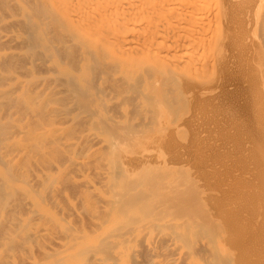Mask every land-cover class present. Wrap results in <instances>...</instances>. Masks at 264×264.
Masks as SVG:
<instances>
[{"label":"rangeland","instance_id":"rangeland-1","mask_svg":"<svg viewBox=\"0 0 264 264\" xmlns=\"http://www.w3.org/2000/svg\"><path fill=\"white\" fill-rule=\"evenodd\" d=\"M152 1L154 2L152 3ZM156 1L160 2L157 3ZM156 1L148 0V3H151H147V6H144L146 7L144 8L145 13L143 10H141L142 13L139 10L140 13L138 12L137 16L135 15L137 19L136 38L142 39L140 40L142 43L144 39H147V33H150L151 29V32L154 31L153 38L157 37L154 39L156 42H152V48L149 47L151 52L145 53V56L143 54L136 56L131 52L129 54L128 51L133 48L136 49L138 45L139 48H137L142 49L140 47L142 44L137 39V42L134 40L133 43V40L128 36V39L130 38L131 40L127 44L128 47L127 45L120 46V78H117L119 73L115 69V72H113V69L110 68L109 70H112L107 71V74H95L96 79L94 74H92L95 71H91L94 70L92 67L93 62H90L85 70H81L78 64H74L71 71L75 74L77 73L76 81H80L78 83L82 85L83 89L77 90L79 89L78 86V88L76 87L77 89H65L66 87L61 85L63 83L60 81V75V78H57L58 74L56 73L54 77L56 76L55 78L59 80L57 81L58 84L54 83L57 86L51 83V86H47L51 88V91L44 90L42 91L43 95L41 91L39 92L41 94L39 99L42 97L41 101L45 98L46 93L47 95L52 94L50 95L51 97L47 96L50 100L45 98L44 103L46 102L47 105L55 107L56 111L51 117L47 116V120H43L45 126L43 125L38 130L39 133H43V135L41 134L43 139L41 138L35 147L30 144L31 151H33L31 153L33 154L28 157L37 161L42 157L40 162L44 163L46 168L45 173L47 175L43 177L42 182H38L39 184H37L31 174V172L38 171L37 167L34 166V161L30 159L31 163L26 161L28 159H20L16 162L8 161L10 152L16 149V147L11 146L14 138L18 137L15 140H22L27 145V140L29 139L23 138V131L28 125L32 128L36 124H34L30 116L25 115L24 109H21L20 113L16 111L17 113L13 117L11 116L12 122L10 120L5 122L3 118H5L6 112L5 105L7 103L5 104L6 99L4 100L6 97L0 99L2 101L0 102V116L5 125H7V133L3 134L5 137L1 134L3 137L1 139H4V142L2 140L0 142V156L2 155L0 157V169L9 175L8 183H4L9 185L12 182V186H14L13 192H7L0 181V264H25L22 258L29 259L31 261L30 264H53L54 262V264H95L97 260L95 261L94 258L98 259V256L93 255L94 258H92L93 256L91 255L95 253H91L93 252L91 249L98 251L95 249V247L97 248L96 245L100 244L99 242L97 243V238L98 241L102 240V237L108 234L107 232L113 231L118 225L122 226L128 223L126 220L129 221L130 219L127 218H132L129 212L125 213L122 211V214L120 211V216L116 213L117 217H114V222H112L115 224L116 221L117 224V221H119V224L117 226L115 224L116 227L111 225L112 228H110L112 220L108 221L109 217H106V220L104 214L99 211L97 215L100 214L98 215L99 217L103 215V219H105L104 221L101 217V223L102 221L107 222L102 226L104 228L107 226V228L98 229L96 233L91 231L92 227L89 228L90 225H87L88 221L86 220H88L89 211L86 209L84 198H82L85 193L77 189L74 184L71 185L73 174L70 171H68L69 174L67 173L72 163L70 158L73 155L67 157L71 154V151L73 153L76 150L73 154L77 153L75 157L81 160L82 157L83 160H87V157H92V159L95 157L87 156L90 152L86 151L87 146L84 148L85 144L82 143L85 142L83 140L87 137L86 131L91 134L100 131L99 134L103 137L105 136L103 139H105L106 146L110 145L108 149L102 150L103 152L100 151V153L102 152L99 154L100 158L98 156L99 159H96L97 163H95L100 165L107 162L109 164L110 162L112 166L116 164L118 166L120 162V170L122 171H120V174L124 173L123 177L121 176L122 174L120 175V179L131 180L132 178H137L139 174L143 175L145 172L151 175L155 171L162 172L161 168H163L164 172H167L168 180H178V182L180 181L188 188V183H190V186L192 185L191 191L193 190V193L196 191L197 197H199L197 206L191 212L180 214L182 215L181 217L179 214L170 212L167 218L169 217V220H172L171 222L176 218L174 223L178 222V226L181 224L179 227L183 226L185 229H183V232L187 231L185 232L187 234L190 230L192 233L191 236L189 232V237L184 234L183 239L185 237L189 239L185 238L186 242L182 240V244L186 245V248L183 246L186 249V254L191 252L192 246V253L194 254L190 253V255H194L193 260L196 259L194 263L264 264V4L259 7V0ZM187 13L188 15H184ZM189 14H193V16ZM120 16L123 18L122 14ZM142 19L143 21H140ZM179 25H181L180 28L183 30L178 28ZM173 28L178 29L176 33L180 30L178 34L181 36L176 35V38L183 43L182 48L177 49L174 47L176 50L173 48L174 45H171L173 41L170 35ZM181 32L185 36L184 39L187 37L185 44L184 39L179 40L183 36ZM27 47L25 45L13 48L10 45L0 43V57L3 59L9 50L16 53L21 52V55H24L29 50L33 52ZM262 53L263 55H261ZM174 55L180 57L176 58ZM160 56L161 58L166 56V60L168 59L170 63L166 62L165 58L163 59L165 62L161 61ZM134 59H136L135 62ZM159 59L160 62H158ZM180 59L182 62L185 60L187 64L184 63L187 66L181 64L182 62L179 65ZM171 63L173 64L171 65ZM189 63L190 65L193 64L192 67L194 68ZM25 64L22 57L0 61V70L5 71L7 74L10 73L0 78V90L5 89L8 84H13V88L16 87V81L13 78L15 76L23 82H28L33 77L42 78L49 76V74L38 69L34 70V74L27 73L26 68H24L26 67ZM169 64L171 65L170 68L167 66ZM174 64L176 65L173 66ZM76 65L77 67H75ZM197 67L199 70H197ZM74 69L75 71H73ZM155 69L160 70L158 72ZM92 75L93 80L91 78ZM160 75L164 77L162 79L163 83L160 80ZM118 79L121 83L116 81ZM158 80L160 83L155 84ZM147 81H149L148 84H153H145ZM154 84L157 86L153 87ZM140 85L143 88L147 87L145 88L146 90ZM25 89L22 88L21 91V88H17L12 91V96H9L11 98L25 97L27 93ZM58 90L64 91L59 92ZM146 93L149 97L146 96ZM33 95L35 98L38 96L36 93H32L31 96ZM115 103L120 104L119 112ZM87 114L88 117L86 116ZM152 114L153 117L151 116ZM109 117L120 120V122L118 121L120 127L116 124L118 133L115 130L111 131L110 126L107 128L105 125V121ZM22 127L24 130H21ZM55 131L57 132L55 133ZM120 131H124V133ZM52 135H58V138L56 136L57 141L62 138L59 140L60 142L58 141L61 146L53 150L51 147L52 142L49 141ZM80 136H84V138L81 137L82 142L79 141V144H76L77 138ZM117 136L120 137L119 144L115 140L117 139L119 142ZM72 142L73 145H69ZM61 143H65V145L67 143L69 146L66 145V148ZM80 144L82 145L79 146ZM115 144L120 145V147L118 148V145L116 146ZM73 146L77 147L74 149ZM110 146L111 148L109 149ZM113 147H117V149ZM43 148H47V151ZM49 148L51 152L48 151ZM37 150H44L48 154L45 158L37 155L34 159V154H36L34 152ZM3 153L5 156L8 155V158H3ZM18 162H21L20 166ZM32 162H34V165H32ZM49 164H57L58 168ZM21 168L24 171L26 169V171L29 170V172H25L28 175H25L24 178L21 175L18 177L17 169L19 171ZM29 175L34 181L31 180ZM172 175L174 176L172 177ZM135 190L134 192L137 193ZM75 191H77V194ZM120 192L121 197L122 193L125 192L122 187ZM129 192H133V189ZM134 192L132 195H134ZM82 203L84 206H82ZM33 205L35 206L33 207ZM75 210L78 211V216ZM86 211L87 213H85ZM195 211L196 213L193 214L192 212ZM78 213H84V217ZM124 213L130 217L125 216ZM183 219L187 221L185 222ZM23 224L25 225L23 226ZM25 228H28V230ZM108 228H110L109 231H106ZM37 231H41L43 234H50L51 237L54 234V236L60 234L62 231L61 234L63 236L67 237L69 234L70 237L68 236V243L66 244V237L63 238L62 236L61 238L64 239V242L61 243L62 247L61 245L59 247L54 245L55 243L49 242L51 240L49 238V240H35L32 234ZM50 232H53V235ZM72 233H74L73 236L77 234L78 239L75 242L74 239L77 237L74 236L75 238H73L71 236ZM61 234L58 238H60ZM71 238L73 239L74 247L70 243L72 241L70 240ZM24 240L27 244L23 242ZM188 240L195 241L190 242L189 245L187 244ZM93 241L94 243L96 242L95 245ZM19 242H21L20 245ZM64 243L66 246H63L65 245ZM17 244L27 249L24 247H22L24 249H20ZM70 244L71 248L68 246ZM67 247H69V250H67ZM64 249L65 252H63ZM124 252H128L126 244L120 246V264H127L129 261V258L125 256L128 253L125 254ZM15 256L18 257L16 258ZM122 256L126 258L125 261H122L124 260ZM100 259L101 255H99Z\"/></svg>","mask_w":264,"mask_h":264},{"label":"bare ground","instance_id":"bare-ground-1","mask_svg":"<svg viewBox=\"0 0 264 264\" xmlns=\"http://www.w3.org/2000/svg\"><path fill=\"white\" fill-rule=\"evenodd\" d=\"M162 1H161V4H162ZM153 2L154 1H152V3ZM158 2H160V1H158ZM191 2H192V0H191ZM147 3H148V0H0V43L5 44V45L7 44L8 46L10 45L13 48H17L20 46L27 45L28 46L27 48L33 50V52H31L30 50L27 51L26 53H24V55H21L20 54L21 52L16 53L15 51L9 50L8 53H6V55H4L5 57H3V59L0 57V61L4 60V59H6V60L12 59L14 57H22V59L26 63L25 64L26 67H24V68H26L25 70L27 73L29 72L30 74H34V70L38 69L44 73L49 74V76L42 77V78L41 77L40 78L33 77V79L28 81V82L20 81L17 78V76H15L13 78L16 81L15 82V84L17 85L16 87L13 88L12 87L13 84H8L5 89L0 90V96H1L0 99H2V97H6V98H4V100L6 99L5 104L7 103V105H5L6 112L4 111L5 109L3 110L5 112V115H4L5 118H3L4 116L2 117L5 120V122L8 120L11 121V116L13 117V115H15L21 109H24L25 111L24 110L23 111L26 112L25 115L27 114V116H30V118L33 120L34 124H36L32 128H30V125H28L25 128V130L23 129V127L21 128V130H24L23 131L24 133L22 132L24 136L21 133H19V134H21L24 139H26V138L29 139V140H27L28 141L27 145H26V143L24 144L22 140H20V141L15 140V138H18V137H15L13 143L11 142L12 145H11V143H10V145L12 147H16V149L14 151L10 152L9 156L6 154L9 158L7 156H5L3 153V155H4L3 158L5 157V159H6V157H7L8 161H15V162L20 160V159L21 160L22 159H25V160L28 159L26 161L27 162L29 161L30 163H31V161H34L35 165H34V162H32L33 163L32 165L36 166L38 171H36L34 173L31 172V174L33 175L34 180L37 181V184L42 182V180L44 179L43 177L45 175H47L45 173L46 172V168L44 167L45 165H44V163L40 162V160L42 159L41 156H43L45 158V156L48 153L46 154L47 148L46 149L43 148L46 151L37 150L36 152H34V153H36V154H34V159H35V156L37 157V155H38V157H41V159L39 161L32 160L33 159L32 156H31L32 159H30V157H28L29 155L33 154V153H31L33 151H31L32 149L30 148V146L34 145V147H35L36 143L39 142V140L43 137L42 136L43 133L38 132V130L40 128H42L43 125L45 126L43 120L44 119L47 120V118H46L47 116L51 117L54 113H56L55 107L47 105L46 102L44 103V100H46L45 98H47L48 95L50 96L52 94L47 95V93H46L45 98L41 101L40 99H42V97L40 99H39V97L43 93L42 91L50 90L51 88L47 87V86H51V83H53V85L57 86V84H58L57 81L59 80V79L57 80V78H60V77H61L60 81H61V83H63L61 85H64L66 87L65 89H70V88L72 89V88H76L77 86L79 87V89H77L78 87L76 88L77 90H80V88L83 89L82 85L78 83L80 81H78V82L76 81V74L77 73L75 74L74 72L71 71L73 69L72 67L74 66V64H78V67L81 68V70H85L86 66L90 62H93L94 66L92 65V67L94 70H91V71H95L94 73H92V74H94V77L96 76L95 74H102V73L107 74V71L109 72L112 69H113V72H115L114 71V69H115L116 72L119 73V76H117V78H120V76H121L120 75V59H121L120 58V46L122 47V45L123 46L127 45L130 38L133 40V43H134V40H136V39L141 43L140 40H142V39L136 38V36H135V31H136V26H137L136 25L137 19H136L135 15L138 12L140 13L141 10L144 11L145 10L144 8H146L144 6H147ZM149 3H151V2H149ZM258 3H259V5H258L259 7H262L264 4L263 0H259ZM171 4H172V2H171ZM173 7H174V4H173ZM141 13H142V11H141ZM144 13H145V11H144ZM144 13H143V15H144ZM192 13H193V11H192ZM120 14H122L123 18H121ZM184 15H188V13L184 14ZM189 15L193 16V14H189ZM144 17H145V15H144ZM186 18H187V16H186ZM192 18H195V17H192ZM172 19L174 20L173 17H172ZM140 21H143V19ZM174 21H176V20H174ZM179 21H181V20H179ZM192 22H193V20H192ZM191 25H193V24H191ZM263 25H264V21H263ZM186 26H187V24H186ZM180 27H181V25H179L178 28H180ZM189 28H190V26H189ZM181 29L182 28H180V30ZM180 30L178 33H180ZM177 31H178V29L173 28V31H172L173 35L171 34L170 36H172V38L171 37L170 38L173 41L171 44V45H174L173 48L176 47L177 49H179L183 45V43L181 41L177 40L176 35L181 36L178 33H176ZM149 32L150 33H147L148 34L146 37L147 39L143 38L144 41L141 43L142 46H140V47H142V49H138L139 48V45H138L137 46L138 48L136 47V49L131 48L132 50L128 51L129 54L132 53L133 55H136V56H141L142 54L144 55L145 53L148 54L147 52L150 51L149 47L152 48V46H151L152 42L155 43L156 41H154V39L157 38V37L153 38V34H154L153 32L154 31L151 32V29H150ZM157 34H158V32H157ZM181 34H182V32H181ZM155 35H156V33H155ZM128 36L130 37L129 39H128ZM142 37H145V36H142ZM184 37L185 36L183 35L182 37H180V39L178 37V39L183 40ZM185 39H184V44H185ZM137 40H136V42H137ZM139 42H138V44H139ZM133 43L131 42L132 45H133ZM127 47H128V45H127ZM129 47H131V46H129ZM176 48H174V49L176 50ZM258 48H259V46H258ZM174 52H176V51H174ZM181 52H182V50H181ZM177 55H179V54H177ZM261 55H263V53ZM175 56L176 55H174V57ZM165 57L166 56H164V58ZM178 57H180V56H176V58H178ZM183 57H185V56L183 55ZM263 57H262V59H263ZM160 58H161V56H160ZM164 58H161L162 59L161 61H164L163 60ZM167 58H169V57H167ZM135 60L136 59H134V62H135ZM165 60H166V58H165ZM167 61L169 62L168 59L166 60V62ZM158 62H160V59ZM181 62H182V60L180 62H178V64ZM184 62H185V60L181 64L184 65L186 63V62L185 63ZM174 63H176V62H174ZM191 63H192V61H191ZM172 64L173 63H171V65ZM181 64H179V65H181ZM171 65L169 64L167 66H169V68H170ZM175 65L176 64H174L173 66H175ZM189 65H190V63H189ZM190 66L192 67L193 64H191ZM75 67H77V65ZM110 68H112V69L109 70ZM192 68H194V67H192ZM75 69L73 71H75ZM155 70H153V71H155ZM159 70H156V71L159 72ZM197 70H199L198 67H197ZM56 73L58 74L57 78H55L56 76L54 77V75ZM9 74H7L5 71L0 70V78H3ZM59 75H60V77H59ZM51 76H53V77H51ZM193 76H194V74H193ZM263 76H264V72H263ZM122 77H124V76H122ZM143 77H145V76H143ZM160 77H161V75H160ZM91 78L93 80V75ZM163 78L164 77L162 76L160 79L162 83H163V81H162ZM116 81L119 82L120 80L118 79ZM158 81L155 84H159L160 81L159 82ZM54 82L57 84H55ZM148 82L149 81H147L145 84H148ZM119 83H121V82H119ZM149 84H151V83H149ZM155 84L153 85V87L157 86ZM85 85H86V83H85ZM112 85H113V83H112ZM17 88H21V91H22V88H26L25 91L27 93L25 94V97L24 96L22 98H19V97L14 98L13 97L14 99L10 97V96H12L11 95L12 91L17 89ZM145 88H147V87H145ZM145 88H143V89H145ZM64 90H60V91L62 92ZM119 90H120V88H119ZM40 91H41V94L39 93ZM149 91H150V88H149ZM32 93H36V95H38L37 96L38 98L37 97L35 98L34 95L31 96ZM48 93H50V92H48ZM92 94H94V93H92ZM138 95H136V96H138ZM146 96L149 97L148 94ZM27 97L31 98V99H28ZM130 97L132 98V96H130ZM128 98H129V96H128ZM133 98H134V96H133ZM48 99H49V97L47 98V100ZM52 100H53V98H52ZM93 101H95V100H93ZM0 102H2V101H0ZM115 104H116L115 106L118 107L117 108V110H118L120 104H118V103H115ZM50 105H51V103H50ZM86 105L88 106V104H86ZM139 111H140V109H139ZM118 112H119V110H118ZM117 114H120V113H117ZM21 115H22V113H21ZM86 116L88 117V114ZM102 116H104V115H102ZM151 116L153 117V114ZM104 117H102V119H104ZM24 118H27V117H24ZM3 119H1V116H0V142L2 140L1 137L3 136V134L7 130V125H5V122L2 121ZM142 119H144L146 121L145 118L142 117ZM147 119H149V118H147ZM1 121L4 123H2ZM118 121L120 122V120H118L117 118L109 117L106 119L105 125L107 126V128H109V126H110L111 131H113V130L116 131L118 129L117 125L118 126L120 125V124H118ZM27 124H28V122H27ZM31 124H33V123H31ZM10 126H11V124H10ZM80 127L82 128V126H80ZM102 127H104V126L102 125ZM87 129H89V128H87ZM56 132L57 131H55V133ZM88 132L86 131L87 137L85 134L86 138L84 140L82 139L85 142L81 141V137L84 138V136H80L79 137L80 139L77 138L78 137L77 136L76 138L78 139L77 140L78 142L76 141V144H79V141L84 143L85 144L84 148H86V146H87L86 151L90 152L87 156H89V155H90L89 157L95 156L94 159H92V157L91 158L87 157V160H83V157H82V160H81L80 158L75 157L77 155V153L73 154L76 152V150L73 153L71 151V154H69L67 156V157H71L73 155L70 158L72 163L70 164V167L67 170V173H68V171H70V173L73 174L72 180L70 179L72 181V183L71 182L70 183H71V185L74 184L77 189H80V191H83V193H85V196L83 195L84 197H82V198H84L83 201H85V203H86L85 204L86 209H88V211H89L88 216H87L88 220H86V221H88L87 225H90L89 228L92 227L91 228L92 232L93 231L96 232L98 229L103 230V229L107 228V226H105V228H104V226H102V225H105L104 223H107V222L102 221V223H101V220H100L101 217H102V219L104 216H105V219H106V217L107 218L109 217L108 221L110 219L112 220L110 222L111 224L108 222L110 224V228H112L113 225H114V227H116L119 224L118 223L119 221H117V224L115 221L116 226L114 223H112V222H114V219H115L114 217H117L116 213H118V215L120 216V214H121L120 211L121 212L123 211L125 213L129 212L130 216L132 217V218H127V219H130L129 221L126 220L128 223L124 224V222L122 221L124 225H122V226L118 225L119 227L117 226V228H115L113 231L111 230V232H107L109 235L107 234L105 237H102V240L98 241V238H97L96 241H97V243L99 242L100 244L99 245L97 244L96 245L97 248L95 247V249H97L98 251L96 252V250H94L92 247H91L92 249L91 248H89V249L93 250V252H91V250H90L91 253H95V254H92L91 256H93V255L98 256V259L94 258V256L92 258H94L95 261L96 260L98 261L99 255H101V259L99 260L101 262L99 263V261H98V264H120V246L123 244H126V246H128V252H127L128 255H125V256H127L126 258H129V261L127 264H196V263H194L195 262L194 260H196V259L193 260L194 255L192 256V254H194V253H192L193 252L192 246H191V252L187 251L188 253L186 254V252H185L186 251V249H185L186 245L184 246L182 244V240H184L188 236L190 230L186 234L185 232H187V231L183 232V229H184L183 226L179 227V226H181V224L178 226L177 225V224H179L178 222L174 223V220L176 218L175 219L172 218L173 222H171L172 220L171 221L169 220V217L167 218V215L170 212H173V213H176L179 215L180 214L183 215L184 213L191 212V210L197 206V204L199 203L198 202L199 197H197L198 194H196L195 188H194L195 192L193 193L192 192L193 190L191 191V189H190L192 186V185L190 186V183L186 182L189 184V188H188V187L184 186L183 183H180V181L178 182V180H176L175 178H173V179H175L176 181L168 180L167 172L166 171L164 172L163 168H161L162 172L161 171H159V172L155 171V173H152V174L150 172L151 175H149L148 172L143 171V172H145V173H143V175L139 174L137 176V178H134V179L132 178L131 180L130 179L124 180V178H123V180H124L123 181L122 179H120V175L122 174L121 176L123 177V174H124V173L120 174V171H121L120 170V164H119L120 162L119 163L117 162L118 166H116L117 164H116V162H114V164H116V165H113L114 167L112 166V163H110V162H109V164H107L108 162L106 164H100V165H103L101 167H100V165L96 164L97 162L95 160L100 158L99 154H101L103 152L102 150H104L106 148L108 149V146L110 144L108 143L109 145L106 146L105 139H103L105 136L104 137L101 136L99 134L100 131L98 133L93 132L94 134H91L89 132L91 135ZM120 132H122V131H120ZM116 133H118V131H116ZM122 133H124V131ZM1 134H2V136H1ZM88 134H89V136H88ZM56 136L58 138V135L50 136L51 140H49V141L52 142V145H51L52 150L54 148L57 149L58 147L61 146L59 144V142H60L59 140H61L62 138L59 139L58 140L59 142H58ZM3 137H5V136H3ZM6 137H7V135H6ZM76 138H75V140H76ZM118 138H119V142L117 141V139H115V140L119 144L120 143V137H118ZM7 139H8V137H7ZM45 140H44V142H45ZM141 140H143V139H141ZM107 141H108V139H107ZM110 141H112V140H110ZM114 143H115V141H114ZM114 143H113V146H114ZM61 144L63 146L65 145V143L64 144L61 143ZM118 144H115V145L117 146ZM66 145H67V143H66ZM66 145H65L66 148L69 145L72 146L73 142L67 146ZM74 145H75V143H74ZM81 145L82 144H80L79 146H81ZM111 146L109 147V149L111 148ZM75 147H77V146H75ZM75 147H74V149H75ZM117 147L119 148L120 145H118ZM117 147L116 148L113 147V148L117 149ZM6 151H8V150L6 149ZM9 151H10V149H9ZM48 151H50V148ZM100 151H102V152L100 153ZM111 151H112V149H111ZM11 153H13V154H11ZM69 153H70V151H69ZM98 156H99V158H98ZM146 156H148V155H146ZM84 157H86V156H84ZM18 163L17 164L20 166L21 162H18ZM49 165H52V164H49ZM52 166L53 167L55 166L56 168H58L57 164L56 165L53 164ZM26 170L24 171V169L22 170V168H21V170L19 169V171H18V169H17V172L19 173L18 177H19V175H21L24 178V176L26 175L25 172H29V170L28 171H26ZM124 170H126V169H124ZM8 176L9 175H7L3 170L0 169V181L3 183L5 190H7V192H9V191L13 192L14 186H12V182L9 185H6L8 183ZM29 176L31 178V175H29ZM173 176L174 175H172V177ZM125 177H126V175H125ZM23 178H21V179H23ZM33 178H31V180H33ZM169 178H171V177H169ZM188 178H186V179H188ZM182 180H184V179H182ZM120 186L125 191L124 193H122L121 197H120V193H121L120 192L121 191ZM71 187H73V186H71ZM132 189H133V192H134V189H136L135 191H137V193L134 192V195H132L133 192H131V193L129 192ZM76 192L77 191H75V193ZM24 198H22V199L24 200ZM120 198H121V200H120ZM85 199H87V200H85ZM32 201H33V199H32ZM83 201H81V202H83ZM26 202L28 203V201H26ZM28 204H30V203H28ZM2 205H3V203H2ZM25 206H29V205H25ZM34 206L35 205H33V207ZM82 206H84L83 203H82ZM200 209H202V208H200ZM99 211H101L104 214V216L102 215L101 217H99L98 215H100V214L97 215V212H99ZM77 212L78 211L75 212L76 215H77ZM123 212H122V214H123ZM85 213H87V211ZM95 213H96V215H95ZM131 213H133L132 214L133 216L131 215ZM192 213L194 214V213H196V211L192 212ZM35 214H36V212H35ZM37 214H39V213H37ZM78 214L81 215L82 213L81 214L78 213ZM182 215H180V217ZM125 216H127V215L125 214ZM173 216H175V215H173ZM83 217H84V215H83ZM105 219H103V220L105 221ZM179 221H180V219H179ZM184 221L186 222L187 220H184ZM185 222H184V224H185ZM109 224H107V225H109ZM24 225L25 224H23V226ZM178 227L182 228V229H179ZM187 227H188V225H187ZM110 228H108V230H106V231H109ZM25 229L28 230V228H25ZM181 230H182V232H181ZM186 230H187V228H186ZM40 232L37 231L36 233L34 232V234H32L34 236L35 240L36 239H37V241L39 239L47 240L49 238L52 240L51 241L48 239L49 242H53V243H55L54 245H57L59 247L61 245V247H62L61 243L64 242L63 241L64 239L61 238L63 236L61 234L62 231L60 232V234H61L60 238H58L60 234L56 235L57 236L56 237V236H54L55 234L53 235V232H50L53 235L51 237L50 234H46V233L43 234L42 232L41 233ZM77 233H79V232L77 231ZM101 233L103 234V232H101ZM64 234H66V233H64ZM73 234L74 233H72L71 236L73 238H75L74 236H76L77 234L74 236H73ZM184 234H186V237L183 239V237L185 236ZM191 234L192 233L190 232V235ZM68 236H69V234H68ZM68 236L67 237L63 236V238L66 237L65 238L66 244L68 243L67 242ZM77 239H78V237L76 239H74V242ZM186 239H189V238H186ZM42 240H39V241H42ZM70 240H72V241H70ZM70 240H68V241H70V243H72L73 239L71 238ZM32 241H33V239H32ZM184 241H183V243L185 244L186 241L185 242ZM188 241L189 242H187V244H189L193 240H188ZM23 242L26 243L25 240ZM20 243L21 242H19V245H20ZM73 243H72V245L74 247ZM93 243H94V241H93ZM66 244L63 246H66ZM95 244H96V242L94 243V245ZM22 245H24V244H22ZM199 245H200V243H199ZM68 246L70 248L72 247L71 244ZM22 247H24V246H22ZM22 247L19 246L20 249L25 248V247L24 248H22ZM69 247H67V250H69ZM188 247H190V246H188ZM193 247H194V245H193ZM25 249H27V248H25ZM45 249H48V248H45ZM189 250H190V248H189ZM63 252H65V249L63 250ZM90 252L88 251L89 254H90ZM127 253H125V254H127ZM190 253H192V254L190 255ZM43 254H45V253L43 252ZM47 255H49V254H47ZM106 255L109 257L106 258L107 257ZM121 255H123V254H121ZM91 256H90V258H91ZM104 257L106 258V260ZM122 258L124 259L122 261L126 260V258H124L123 256H122ZM22 260H24L25 264L31 263V261L27 258L26 259L22 258ZM59 260H61V259H59ZM93 261H91V262H93ZM97 261L95 262V264H97Z\"/></svg>","mask_w":264,"mask_h":264}]
</instances>
